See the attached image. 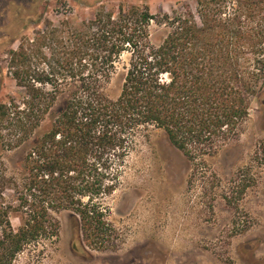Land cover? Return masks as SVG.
<instances>
[{
    "label": "trees",
    "instance_id": "trees-1",
    "mask_svg": "<svg viewBox=\"0 0 264 264\" xmlns=\"http://www.w3.org/2000/svg\"><path fill=\"white\" fill-rule=\"evenodd\" d=\"M153 23L166 28L158 44ZM126 53L113 97L109 85ZM8 55L21 95L0 103V144L25 149L20 171L4 178L0 192L5 199L13 190L17 202L0 207V264H13L32 243L59 238L61 210L72 211L82 248L107 250L119 233L106 199L121 186L141 140L163 130L195 162L243 132L264 91V0H197L195 9L187 3L162 14L149 5L101 4L78 24L50 22L34 38L23 36Z\"/></svg>",
    "mask_w": 264,
    "mask_h": 264
},
{
    "label": "rangeland",
    "instance_id": "rangeland-1",
    "mask_svg": "<svg viewBox=\"0 0 264 264\" xmlns=\"http://www.w3.org/2000/svg\"><path fill=\"white\" fill-rule=\"evenodd\" d=\"M187 3L195 9L197 0H102L95 6L80 0H0V103L21 95L8 70V51L23 36L34 38L50 22L78 24L101 4L149 5L162 14ZM151 31L158 44L166 28L153 23ZM129 60L126 53L117 63L109 85L113 97ZM24 149L5 151L0 144V192L4 178L20 171ZM198 163L205 171L196 170ZM2 196L0 207L4 200L17 204L13 190ZM106 200L119 233L114 248H82L72 211L61 210L55 213L59 238L32 243L13 264H264V91L254 98L240 136L213 157L191 162L155 129L131 153L121 186ZM10 219L14 228L21 225L18 213Z\"/></svg>",
    "mask_w": 264,
    "mask_h": 264
}]
</instances>
